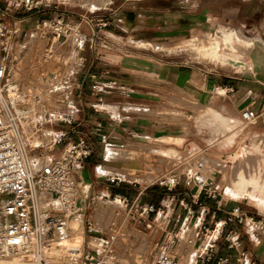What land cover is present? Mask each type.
I'll return each mask as SVG.
<instances>
[{"label":"built area","instance_id":"2783aa9c","mask_svg":"<svg viewBox=\"0 0 264 264\" xmlns=\"http://www.w3.org/2000/svg\"><path fill=\"white\" fill-rule=\"evenodd\" d=\"M0 8V264H122L130 247L125 224L140 222L146 229L159 228L154 264H259L243 247L236 224L256 240L264 231V220L238 205L227 216L208 223L210 208L201 194L220 206L222 192L200 171L182 179L171 170L147 185H158L166 194L158 203L140 201L121 193L82 195L76 175L94 153L89 137L71 140L76 114L74 83L68 66L72 49L82 48V22L74 23L61 14L42 18L21 47L15 38L19 20L7 22L5 14L39 11L47 0H3ZM13 13V16H15ZM104 23H100V26ZM93 90L101 102L102 87L96 74ZM252 103H255L253 101ZM95 111L98 108L94 107ZM260 114L245 107L241 118L255 123ZM62 125L71 126L69 130ZM62 145L55 155L51 151ZM111 146L110 143H106ZM202 168L203 164H199ZM117 186L138 185L139 180L118 173H105ZM198 192L179 194L182 184ZM99 205L110 213L109 223L99 229L87 204ZM182 207L184 212H175ZM81 216L78 227L73 221ZM81 227V228H80ZM65 240H70L66 243ZM227 253L218 256L220 241Z\"/></svg>","mask_w":264,"mask_h":264},{"label":"crops","instance_id":"0c3cea01","mask_svg":"<svg viewBox=\"0 0 264 264\" xmlns=\"http://www.w3.org/2000/svg\"><path fill=\"white\" fill-rule=\"evenodd\" d=\"M54 2L57 4L55 14L48 16L39 10L31 12L27 18H35L37 24L40 19L51 18L56 14L71 20L65 5L69 3L66 0ZM192 2V25L194 21H200V6L206 5L208 23L217 20L221 27L234 28L239 34H243L252 25L264 28V0ZM169 4L145 0L144 5H148V9L130 13L126 21L117 19L124 22L123 28H104L107 23L98 27L81 24L85 43L80 49H72L68 66L70 71H74L70 75L71 80L82 83L81 88L73 90L75 104L80 110L76 114L70 138L75 141L89 137L94 153L76 178L82 184V195L85 197L96 193H121L132 199L139 197L143 203H158L165 200L166 194L158 185H147L150 179L177 170L184 180L188 173L199 169L222 192L220 206L215 200L207 198L205 193L201 194L203 203L210 208L208 223L212 224L214 218L227 216L235 206L242 207L247 198L241 191L229 188L222 181L223 164L237 159L245 148L255 149L257 158L264 157V60L261 67L253 64L254 67L246 68L237 64L235 74H228L216 68L207 70L192 61H179L176 52L161 53L164 49H156L154 45L168 39L179 41V27L187 25L185 21L188 13L183 10L179 12V0L172 2L171 6ZM101 10L104 11L98 13V19H115L114 14L106 9ZM37 24L32 29L29 25H20L21 31L15 38L17 47L29 41ZM94 74L98 76L102 87L101 102L92 87ZM95 106L98 111L94 110ZM245 107H253L260 114L255 123L243 122L241 111ZM206 110L207 116L220 114L230 120L229 126L219 129L223 133L220 138L216 139L215 128L211 131L209 129V137H206L205 131H200L197 117ZM70 127L62 125L65 130ZM106 143H110V147L129 150L132 156L109 160L106 157L109 148ZM60 151L61 147H56L51 153L57 155ZM201 151L216 158H208V161H203L199 156L195 158L194 155ZM199 164H203V167L200 168ZM106 165L111 166V170L106 173L129 175L140 183L117 186L99 169ZM85 187H89L87 194L83 190ZM177 192L185 194L198 190L194 185L182 183ZM256 194L260 197L255 196V215L264 220V193L259 191ZM87 207L95 225L99 229L105 228L110 213L103 211L99 205L88 203ZM175 212L184 210L179 205ZM230 226L239 228L243 236V247L257 257L259 264H264V231L258 234L256 240H252L244 227L236 224ZM125 231V242L130 247L124 251L122 264H151L156 260L155 243L163 230L157 227L148 230L140 222H129L125 224ZM227 252L221 240L218 256Z\"/></svg>","mask_w":264,"mask_h":264},{"label":"rangeland","instance_id":"374dc122","mask_svg":"<svg viewBox=\"0 0 264 264\" xmlns=\"http://www.w3.org/2000/svg\"><path fill=\"white\" fill-rule=\"evenodd\" d=\"M54 1L55 0H47L48 4L47 5L44 4L40 8V10L44 11L48 16L55 14L54 10H56L55 5L57 4ZM66 1L69 3L65 5L68 7L69 12L67 14H69L71 20L74 23L82 22L83 25H88L90 27L91 26L93 27L94 25L98 27L100 23H107V25L104 26V28H108V27L123 28L125 27L124 26L125 24L124 22L118 21L117 20L118 18H121L123 21H126L127 20L126 18L130 13H139L144 11V9L149 8L147 7L148 5H144L145 0H113V2L110 3L109 0H66ZM153 1L154 2L156 1L157 3L162 2L164 4L166 3L172 4V2L173 3L175 2V0H153ZM170 4L168 6H171ZM192 5H193L192 0H179V12L183 10L184 12L188 13V18L185 21V24L187 25H184L182 28L179 27V41L172 42L170 41V39H168L162 44L154 45L156 49H159V47L164 49V52L161 53H167V54L175 53V52L178 53L179 61H186V60L192 61L197 65L204 67L207 70H212L216 68L219 71L228 74H235L234 71L237 69L236 68L237 64L244 65L246 68H250L254 66L255 67L262 66V59L264 60V28H261L259 26L256 27L255 25L248 26L243 34H239V33L237 34L243 41L249 42L251 44H246L245 42L242 43L240 42L239 44L238 42L234 43L231 40H225L226 37L231 32V30H233V28L221 27V25H219V21L217 20H215L214 23L213 22L208 23L206 5L200 6V15H201L200 21H194V25H192V18H191ZM165 6L166 5H164V7ZM5 7H6L5 2L3 0H0V8L4 10ZM101 9H106L108 12L114 14L115 19L113 20L110 19L109 17H105L104 19H98L100 16L98 15V13L104 11ZM172 10H175V8H172ZM13 13L15 12H12V14L11 13L5 14L4 17L7 22L10 23L19 20L20 25H29L31 26V29L33 28V25L37 24L35 18H27L30 15V13H28L25 10H18L17 13H15V16H13ZM211 21L213 20L211 19ZM108 22H112V23H108ZM234 44L238 46L234 47ZM216 47H218L217 53L214 54ZM206 113L207 110L204 112H200L199 116L197 117L200 126V131H205L204 133H206V137H209L208 133H211L209 132V129L211 131L212 129L215 128L217 134L216 139L220 138V136L223 135V133L220 132L219 129L221 128V130H223L225 129V127L229 126L230 120L226 116H222L220 114L207 116ZM263 139H264V134H263ZM171 140L174 139L171 138ZM207 141L210 142V139H208ZM60 147L62 148V145ZM114 148H118L120 150V153H122V157L130 158L132 156V153L129 150H124L119 147H114ZM256 152L257 151L255 149H250V148L242 149L240 156L237 159H233L231 160L232 162L223 164L224 168L222 174L223 175L222 181L225 182L229 186V188L238 189L237 188L238 183L236 182L242 180V178H244L246 181H251L252 179H258V182H260L263 185L264 173L262 175L261 171L262 168L264 170V157L257 158L258 153ZM104 154L105 151L103 152V155ZM227 155H229V153ZM198 156L203 158V161H208L209 160L208 158L210 159L216 158L214 156L205 153V151H201L200 153L194 155L195 158ZM106 157H107V151H106ZM99 169H106L110 171L111 166L108 165H106V167L100 166ZM197 171H199V169ZM201 174L204 175V171ZM261 179L263 180L259 181ZM246 188L245 189L249 190L252 194L245 196L247 197L244 200L246 203L243 204L242 208L246 212L250 211L251 214L252 213L255 214L256 197L257 196L260 197L255 193L259 192L260 189L251 188L249 185H247ZM83 190L84 193L87 194L89 192V187H85L83 188ZM241 193L245 194L244 192ZM237 194L241 195L239 193ZM241 197L242 196H240V199ZM262 201L264 202V199ZM262 213H264V210ZM78 218H76L73 222H75ZM80 224H82V222L79 223V225ZM72 226L75 227L73 223ZM155 261H153L151 264H154Z\"/></svg>","mask_w":264,"mask_h":264},{"label":"bare ground","instance_id":"6f19581e","mask_svg":"<svg viewBox=\"0 0 264 264\" xmlns=\"http://www.w3.org/2000/svg\"><path fill=\"white\" fill-rule=\"evenodd\" d=\"M234 29V28H233ZM209 36V35H208ZM207 36V37H208ZM216 40V39H215ZM218 40H219V38H218ZM221 40V39H220ZM225 40H231V41H233L234 43L235 42H238V44L241 42H245V41H243L239 36H238V34L234 31V30H231V32L229 33V35L226 37V39ZM217 42V41H216ZM246 44H251V43H249V42H245ZM223 44V43H222ZM230 44V43H229ZM233 44V43H232ZM206 45V44H205ZM231 45V44H230ZM235 46H238V45H235L234 44V47ZM249 46V45H248ZM217 49H218V47H216V49H215V53L214 54H216L217 53ZM223 50V49H222ZM238 50V49H237ZM222 52V51H221ZM234 52H237V51H234ZM240 53V52H239ZM223 54H225V53H223ZM120 157H122V153H120V150L118 149V148H114V147H110V148H108V150H107V159H109V160H115V159H119ZM161 163H163V162H161ZM257 166V165H256ZM159 169V168H158ZM101 171H109V170H106V169H100ZM106 173V172H105ZM236 183H238L237 184V188H238V190H240L241 192H244L245 193V195H249V194H252L249 190H246V189H248V188H246L247 187V185H249L251 188H261L260 189V191L261 192H263L264 193V186H262V187H260V183L258 182V180H256V179H252L251 181H246L244 178H242V180H240V181H238V182H236ZM246 188V189H245ZM256 194V193H255ZM81 217H79L75 222H73V225L75 226V227H78L79 226V223H81ZM64 242H66V243H68V242H70V240H65Z\"/></svg>","mask_w":264,"mask_h":264}]
</instances>
